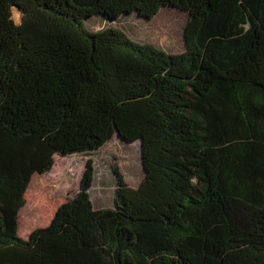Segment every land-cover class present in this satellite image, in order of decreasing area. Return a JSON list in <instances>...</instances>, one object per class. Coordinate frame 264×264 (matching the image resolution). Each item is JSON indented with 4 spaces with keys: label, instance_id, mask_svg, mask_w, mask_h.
Masks as SVG:
<instances>
[{
    "label": "trees",
    "instance_id": "16d2710c",
    "mask_svg": "<svg viewBox=\"0 0 264 264\" xmlns=\"http://www.w3.org/2000/svg\"><path fill=\"white\" fill-rule=\"evenodd\" d=\"M167 7L180 55L117 25ZM115 137L140 144L139 186L114 169L96 210L89 165L21 239L32 177ZM0 264H264V0H0Z\"/></svg>",
    "mask_w": 264,
    "mask_h": 264
},
{
    "label": "rangeland",
    "instance_id": "374dc122",
    "mask_svg": "<svg viewBox=\"0 0 264 264\" xmlns=\"http://www.w3.org/2000/svg\"><path fill=\"white\" fill-rule=\"evenodd\" d=\"M13 20L17 25L21 24L22 13L14 10ZM187 22L186 13L167 7L152 20L130 16L117 21V25L136 42L151 44L171 55H180L185 52ZM103 26V22L95 25L97 29ZM89 165L93 167L94 174L90 199L96 210L110 208L113 204L114 169L121 170L133 188H137L144 177L140 144L126 143L117 137L99 152L55 155L51 171L32 177L18 217L17 233L21 239L28 240L53 223L55 214L80 193Z\"/></svg>",
    "mask_w": 264,
    "mask_h": 264
},
{
    "label": "bare ground",
    "instance_id": "6f19581e",
    "mask_svg": "<svg viewBox=\"0 0 264 264\" xmlns=\"http://www.w3.org/2000/svg\"><path fill=\"white\" fill-rule=\"evenodd\" d=\"M25 195H26V194H25ZM25 199H26V198H25ZM56 215H57V213L55 214L54 219H55ZM18 226H19V223H18ZM19 231L21 232L20 227H19ZM21 233H22V232H21ZM23 240H24V239H23Z\"/></svg>",
    "mask_w": 264,
    "mask_h": 264
},
{
    "label": "flooded vegetation",
    "instance_id": "af4514ba",
    "mask_svg": "<svg viewBox=\"0 0 264 264\" xmlns=\"http://www.w3.org/2000/svg\"><path fill=\"white\" fill-rule=\"evenodd\" d=\"M70 202V201H69Z\"/></svg>",
    "mask_w": 264,
    "mask_h": 264
}]
</instances>
